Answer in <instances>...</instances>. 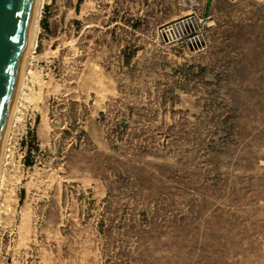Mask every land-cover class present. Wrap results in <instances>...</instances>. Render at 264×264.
<instances>
[{
	"label": "rangeland",
	"instance_id": "1",
	"mask_svg": "<svg viewBox=\"0 0 264 264\" xmlns=\"http://www.w3.org/2000/svg\"><path fill=\"white\" fill-rule=\"evenodd\" d=\"M45 0L0 192V264H264V0Z\"/></svg>",
	"mask_w": 264,
	"mask_h": 264
},
{
	"label": "water",
	"instance_id": "2",
	"mask_svg": "<svg viewBox=\"0 0 264 264\" xmlns=\"http://www.w3.org/2000/svg\"><path fill=\"white\" fill-rule=\"evenodd\" d=\"M36 0H0V157L23 68Z\"/></svg>",
	"mask_w": 264,
	"mask_h": 264
},
{
	"label": "bare ground",
	"instance_id": "3",
	"mask_svg": "<svg viewBox=\"0 0 264 264\" xmlns=\"http://www.w3.org/2000/svg\"><path fill=\"white\" fill-rule=\"evenodd\" d=\"M45 4V0H36L35 7L30 27V33L23 63V68L21 72V77L17 89V94L7 130V134L5 137L4 145L2 148V153L0 157V192L1 187L3 184V176L5 172V166L8 161V158L11 154V142H12V135L14 132V127L18 124L21 116L22 110L25 104L26 98H28V87H27V79H28V72L31 71V58L36 51L38 37L40 32V20L42 15V10Z\"/></svg>",
	"mask_w": 264,
	"mask_h": 264
},
{
	"label": "built area",
	"instance_id": "4",
	"mask_svg": "<svg viewBox=\"0 0 264 264\" xmlns=\"http://www.w3.org/2000/svg\"><path fill=\"white\" fill-rule=\"evenodd\" d=\"M209 16L190 14L178 19L162 31V37L166 43L183 40L190 49H200L205 44V37L201 32L200 24Z\"/></svg>",
	"mask_w": 264,
	"mask_h": 264
},
{
	"label": "crops",
	"instance_id": "5",
	"mask_svg": "<svg viewBox=\"0 0 264 264\" xmlns=\"http://www.w3.org/2000/svg\"><path fill=\"white\" fill-rule=\"evenodd\" d=\"M212 1L213 0H207L205 5L202 7V9L200 11L202 16H208L210 8H211Z\"/></svg>",
	"mask_w": 264,
	"mask_h": 264
}]
</instances>
